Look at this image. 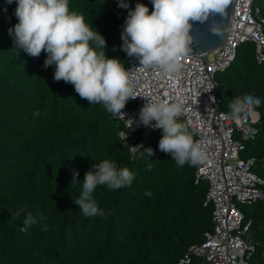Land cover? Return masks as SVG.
<instances>
[{
  "label": "trees",
  "instance_id": "obj_1",
  "mask_svg": "<svg viewBox=\"0 0 264 264\" xmlns=\"http://www.w3.org/2000/svg\"><path fill=\"white\" fill-rule=\"evenodd\" d=\"M118 3L69 0V7L105 37L106 55L126 64L121 28L128 12L137 3L152 11L153 4L127 0L129 7L120 8ZM17 5L18 0H0V264H180L214 226L213 203L205 201L208 182L197 179V165L178 166L160 151L161 130L132 151L134 143L119 137L122 122L103 104L91 105L73 84L54 79L55 64L44 67L46 52L32 57L15 47L9 29L18 23ZM253 5L262 8L264 0ZM215 80L221 111L230 114L235 96L261 101L254 109L256 135L236 131L234 138L243 144L239 157L253 160L250 170L264 190V62L255 59L254 43H240ZM133 106L129 99L124 109ZM105 159L117 169L127 167L134 179L119 189L97 185L92 195L103 215L87 217L74 199L85 174ZM77 170L80 180L72 183ZM237 207L242 225L250 223L245 235L254 249L247 261L264 264V202ZM29 213L37 220L30 226L24 223ZM202 262L191 255L188 264Z\"/></svg>",
  "mask_w": 264,
  "mask_h": 264
},
{
  "label": "clouds",
  "instance_id": "obj_2",
  "mask_svg": "<svg viewBox=\"0 0 264 264\" xmlns=\"http://www.w3.org/2000/svg\"><path fill=\"white\" fill-rule=\"evenodd\" d=\"M7 2L10 4L13 0ZM152 4L151 12L144 3H137L128 12L121 47L129 57L139 59V68H155L160 78L175 81L183 61L192 51L193 22L203 23L215 14L226 16L232 0H152ZM118 7L128 8L127 0H119ZM15 15L18 23L9 29L14 46L32 57L46 52L44 67L55 64L54 79L73 84L79 96L91 105L103 104L108 112L120 116L129 99L140 96L134 89L130 70L118 57L106 55L105 37L86 22L82 13L70 10L69 0H18ZM219 26L214 23L211 31L222 35ZM147 98L140 121L145 126L155 121L154 127L163 130L160 151L170 153L178 166L205 162L207 152L194 140L189 126L177 119L185 110L183 101ZM260 104L258 97L235 96L229 104L230 115L239 120L251 115ZM147 151L152 155L151 148ZM78 176L77 170L72 183L80 180ZM133 179L127 167L117 169L107 159L95 163L85 174L82 191L74 203L87 217L103 215L92 195L97 185L119 189L130 185ZM146 194L151 196L150 191ZM18 214L13 213V217ZM24 223L30 226L37 220L29 213Z\"/></svg>",
  "mask_w": 264,
  "mask_h": 264
},
{
  "label": "built area",
  "instance_id": "obj_3",
  "mask_svg": "<svg viewBox=\"0 0 264 264\" xmlns=\"http://www.w3.org/2000/svg\"><path fill=\"white\" fill-rule=\"evenodd\" d=\"M152 2V0H148ZM254 0H235L224 41L207 52L204 63L200 55H188L175 81L162 79L155 68H139V59L129 57L125 68L130 70L137 96L130 100L131 109H122V114H112L123 124L120 139L134 143L132 151L144 146L153 134L162 129L145 126L140 121V112L152 100L168 99L183 101L181 119L195 133L194 140L201 143L208 159L196 166L197 179L208 182L205 201L213 203L214 226L206 231L200 244L192 245L180 259L188 264L191 255L203 258V264H249L247 255L254 249L245 233L249 222L242 225V213L237 203L250 204L257 199L264 202V190L259 186L262 180L250 170L252 159L239 157L243 144L234 138L236 131L254 137L257 133L252 125L258 113L234 120L230 114L218 108L216 72L227 68L234 60L237 46L252 41L255 59L264 62V5H253ZM151 12V11H150ZM123 31V26H122ZM145 96V97H144ZM205 202V203H206Z\"/></svg>",
  "mask_w": 264,
  "mask_h": 264
},
{
  "label": "water",
  "instance_id": "obj_4",
  "mask_svg": "<svg viewBox=\"0 0 264 264\" xmlns=\"http://www.w3.org/2000/svg\"><path fill=\"white\" fill-rule=\"evenodd\" d=\"M235 0H232V4L229 5L226 16L220 14L210 15L209 19L203 23L193 22L190 35L193 36V43L191 45L192 51L189 55H200V58L205 63L207 59V52L222 44L225 38L227 27L229 25L231 12ZM214 23H219L218 31L222 34H216L211 31V27ZM218 93V88H217Z\"/></svg>",
  "mask_w": 264,
  "mask_h": 264
},
{
  "label": "rangeland",
  "instance_id": "obj_5",
  "mask_svg": "<svg viewBox=\"0 0 264 264\" xmlns=\"http://www.w3.org/2000/svg\"><path fill=\"white\" fill-rule=\"evenodd\" d=\"M178 121H180V120H178ZM181 122V121H180ZM183 123V122H182Z\"/></svg>",
  "mask_w": 264,
  "mask_h": 264
}]
</instances>
